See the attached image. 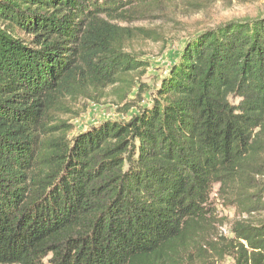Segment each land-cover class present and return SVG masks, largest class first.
I'll return each mask as SVG.
<instances>
[{
    "label": "trees",
    "instance_id": "16d2710c",
    "mask_svg": "<svg viewBox=\"0 0 264 264\" xmlns=\"http://www.w3.org/2000/svg\"><path fill=\"white\" fill-rule=\"evenodd\" d=\"M168 1L0 0V264H264V16L190 37L128 121L71 136L147 66L121 23Z\"/></svg>",
    "mask_w": 264,
    "mask_h": 264
},
{
    "label": "rangeland",
    "instance_id": "374dc122",
    "mask_svg": "<svg viewBox=\"0 0 264 264\" xmlns=\"http://www.w3.org/2000/svg\"><path fill=\"white\" fill-rule=\"evenodd\" d=\"M141 15L132 22L121 23L144 32H136V38L129 44V51L147 65L142 74L135 75L137 87L124 101L115 96L111 88L107 98L98 104L81 101L79 108L83 112L78 118L69 119L74 125L71 136L104 121H128L140 107L150 102V94L160 85L163 75L190 37L230 21L264 16V0H174L160 7L155 5L150 12ZM140 85L146 86L145 93L139 90ZM212 201L221 220L220 232L231 237L232 225L245 216L223 204L216 193ZM223 264H231V260Z\"/></svg>",
    "mask_w": 264,
    "mask_h": 264
}]
</instances>
